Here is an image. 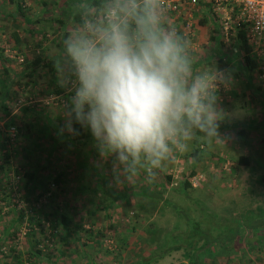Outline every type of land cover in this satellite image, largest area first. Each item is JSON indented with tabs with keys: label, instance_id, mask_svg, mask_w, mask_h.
I'll return each instance as SVG.
<instances>
[{
	"label": "rangeland",
	"instance_id": "obj_1",
	"mask_svg": "<svg viewBox=\"0 0 264 264\" xmlns=\"http://www.w3.org/2000/svg\"><path fill=\"white\" fill-rule=\"evenodd\" d=\"M18 1L27 10V17H15L14 5L0 0V88L3 83L9 84L8 93L0 97L1 138L9 142L3 149L0 145V264L4 261L18 264L20 260L22 264H29L31 259L27 253L35 249L42 250V257L51 255L48 261L32 259L35 264H137L138 259L148 256L157 245L149 231L154 227L153 222L159 228L164 227V232L172 229L176 221L179 230H187L183 219L164 201L202 222L201 228L215 227L217 233L222 232L226 223L242 222L244 215L264 206L261 181L264 176V69L259 62L254 70L242 64V51L232 38L236 32L234 18L228 30L222 18L216 19L214 15V21L201 24L211 14L209 2L199 0L191 5L189 0H176L172 5L177 9L170 11L165 5L167 0H163L168 22L186 41L194 69H219L218 40L219 51L230 58L220 69L230 73L231 85L217 92L218 104L224 111L219 139L195 134L187 151L175 152L150 178L143 166L127 172L107 152L102 156L91 135L88 144L81 147L69 138L54 145L49 135L34 130L39 140L25 137L19 133L18 123H11L10 119L29 123L37 116L34 123L39 129L37 122L50 118L57 124L59 134L69 135L67 131L61 132V128L65 123L69 95L65 79L70 74V66L63 56V46L58 43L64 32L74 34L81 27L71 18L68 5L73 3V10L87 9V13L83 12L89 13L85 21L102 19L103 6V0H97L101 2L99 7H91L90 0ZM56 18L63 20L64 28L52 20ZM27 19L38 21L32 32ZM13 32L18 33L20 42H15ZM38 54L54 59V72L38 69L34 80L22 76L26 71L24 61ZM197 146L199 161L187 157ZM48 151H51L50 158L46 157ZM242 156L249 159L248 165L238 163ZM82 162L86 164L79 168ZM28 170L35 172L33 185L40 182L46 186L27 192L29 196L24 194L22 198L24 173ZM191 171L195 175L189 178ZM60 173L63 180L55 186L52 178ZM187 179L191 187H184ZM144 186L151 197L131 194L141 192ZM44 190L47 191L42 194ZM106 191H120L125 197L110 202ZM39 193V199L34 200ZM203 210L210 218L202 216ZM62 213L69 217L71 226L81 228L79 240L63 243L59 239L63 230L54 225V218ZM31 217L37 221L31 223ZM9 228L16 233L15 238L6 237ZM255 237L250 235L246 241L238 240L235 248L229 245L224 251L216 246L211 249L214 254H201L198 263L264 264V249L253 244ZM18 253L20 259L15 258ZM180 262L186 263V260L178 251L149 264Z\"/></svg>",
	"mask_w": 264,
	"mask_h": 264
},
{
	"label": "clouds",
	"instance_id": "obj_2",
	"mask_svg": "<svg viewBox=\"0 0 264 264\" xmlns=\"http://www.w3.org/2000/svg\"><path fill=\"white\" fill-rule=\"evenodd\" d=\"M101 15L63 41L70 74L61 132L78 134L80 125L102 156L127 172L143 166L150 178L195 134L219 139L217 92L231 75L194 69L163 0H103Z\"/></svg>",
	"mask_w": 264,
	"mask_h": 264
},
{
	"label": "trees",
	"instance_id": "obj_3",
	"mask_svg": "<svg viewBox=\"0 0 264 264\" xmlns=\"http://www.w3.org/2000/svg\"><path fill=\"white\" fill-rule=\"evenodd\" d=\"M7 1L14 5L15 17H18V16L27 17V13H26L27 10L22 7V5L20 4L18 0H7ZM90 1H91V7L101 6L100 1H97V0H90ZM73 6H75L73 3H70L68 5V9L72 10L70 16L73 19V21L77 22L78 27H81L85 23V17H89V13L88 15L83 14L84 10L86 11L87 9H83L82 7L80 8L76 7V9L73 10ZM87 12L88 11H86V13ZM211 12L212 10L210 9L209 13ZM216 19H218L217 16H216ZM52 20L56 21L59 24V26H61V28H64V22L62 19L56 18ZM211 20L214 21L212 15L207 14L200 23L204 24L207 21H211ZM37 22H38L37 20L27 19V23H29L28 27L30 29V32H32V29L37 25ZM69 34L70 32H64L61 35V41L60 43H58L60 47L63 46V41ZM12 37L14 38L15 42H20L21 40L18 36V33L13 32ZM232 38H234L236 46L238 47L239 45V48L242 51V64H244L245 67L248 68L249 70H254L257 67L258 62L252 54L251 46L246 41L245 30L242 24L236 27L235 35ZM220 45L221 43L217 40L216 52L218 56L217 58L216 57L215 58L218 59L217 66L219 69L223 68V66H225L228 63L226 61L227 59L230 60L227 54L225 55L224 53H221V51H219ZM24 64H25L26 71H23L22 76L27 75V77L33 80H34L35 72L38 69L40 70H42L43 68L47 69V71L50 74H52L55 70L54 59L46 58V57L42 58L40 54H38L32 60L24 61ZM4 69L7 72V66H5ZM8 91H9V84L3 83L2 87L0 88V97L8 93ZM5 114L10 119V114L8 113L7 109L5 110ZM37 118L38 117L35 116L33 120L30 121L29 123L22 122V121L19 122L17 121L18 119L17 120L10 119V121L11 123L15 121L16 123H18L17 126H18L19 133H21V135H24L25 137L32 136L33 139L39 140L38 135L33 133L34 130H38L41 134L45 133L49 135V138H52L54 140L53 141L54 145L56 144V141L57 143H60V142H63V140L66 138H69L70 141L74 142V144L79 147H81V145H87L89 142V139H90L89 131L87 129L81 128L80 125L78 124H74V127L76 128L78 134H75V135L69 134V135L64 136L63 134H59L57 132L59 130L56 127L57 124L55 123V121H53L50 118L40 119V122H37V125L40 127L38 129L34 123V119H37ZM239 132L242 133L243 130H240ZM1 136H2V132L0 131V142H1L0 145L3 146L2 147L3 149L9 142L6 141V139L3 140ZM48 152L46 153V157L50 158L51 151H48ZM187 157H192L195 161H199L200 160V149L198 148V146L195 147L193 151L190 153V155H187ZM238 163L243 164V165H248L249 159L244 156L239 157ZM84 164L86 163L84 162L79 163L78 164L79 168H82V165ZM6 167L9 168L8 166ZM194 175H195V172L191 171L189 174V178L193 177ZM24 176H25V180L22 186L23 191H22V195H20L22 198H25V196H29V193L27 192H31L32 190L38 187L46 186V184L42 185V183L40 182H37L35 185H33V179H35V172L33 170H30V171L28 170L27 172L24 173ZM62 178L63 177L61 173L56 174L52 178V182L54 183L55 186H58L62 182L63 180ZM167 179L170 180V176H167ZM261 181L264 184V176L261 177ZM106 182L107 181L105 179L104 185H106ZM183 184H184V187H191L188 179ZM105 188L106 187H103V190H106ZM46 191L47 190H44L42 194H44ZM140 191L141 192L132 191L131 194L136 197H140L141 195L150 196L149 190L147 187L144 186V188H142ZM106 193L108 192L106 191ZM108 195L110 197V200H109L110 202H113L119 198L125 197L120 191L109 192ZM5 196H4V199L7 198V196L6 197ZM40 196H41V193H39L38 196H35L33 198L34 200H38ZM164 202L166 203V205L174 209L175 214H177L178 218L183 219V224L186 226L187 230L186 231L181 230V229L179 230L178 229L179 223L178 221H176L172 229L164 232L163 231L165 230L163 229L164 227L159 228V226L153 222L154 227L152 229L150 228L149 231H150V234L153 235L152 237L156 240L157 245L154 249H152V251L148 254V256L138 259L137 264H149L151 262L160 261V260H163L166 256L174 252H178V251H181L183 258L186 260V263L180 262L179 264H199L198 259L200 255L203 254L204 252L208 255H212L214 254V252L211 249H213L216 246L218 248H222L223 251L227 250L226 246H229V245L230 246L234 245V248H235L236 247L235 244L238 243V240H242L244 238V241H246L248 240L250 235L251 237L252 236L255 237L257 235L255 237V241L253 244L258 245V246L260 245L259 247L264 249V206H262V208L257 207V211L249 212L247 213V215H244L245 218L242 222L240 221L238 222V220H235L234 222L232 221L231 223H228V224L226 223L225 226H223L222 232L217 233L216 231H214L215 227L210 228L208 226V228L205 227L203 229L200 227L202 222L196 221L193 218L189 217V215L184 210L177 207L175 204L170 203L168 201H164ZM159 210L162 211V208ZM201 213L203 217L210 218V215L204 212V210ZM36 221L37 219H34V217L30 218L31 223L36 222ZM54 225L62 228L63 234L59 237V239L63 241V243L68 242V241L69 242L77 241L81 237L80 236L81 228L77 225L71 226L69 217H67V215L63 213L61 215L55 216ZM6 233H7L6 234L7 238L16 237V233H12V229L10 228L6 231ZM98 234L100 237L103 236L100 233ZM243 234L245 235V237H243ZM152 237H149V238L151 239ZM241 246L242 244H239L238 249H241ZM27 254H28L27 256H29L31 259V262L29 264H35L34 261H32V259L44 258L47 261L51 259V255L48 253L46 254V256L42 257L43 252L41 249L29 250ZM20 256L21 255L18 253L15 258H19ZM16 263L22 264V261L20 260V262L17 261ZM1 264H7V262L4 261Z\"/></svg>",
	"mask_w": 264,
	"mask_h": 264
},
{
	"label": "built area",
	"instance_id": "obj_4",
	"mask_svg": "<svg viewBox=\"0 0 264 264\" xmlns=\"http://www.w3.org/2000/svg\"><path fill=\"white\" fill-rule=\"evenodd\" d=\"M176 0H167L165 5L170 11L177 9ZM199 0H189L195 5ZM210 3L211 15L222 18V24L226 30L234 18L235 27L244 26L245 38L251 46L252 54L264 69V0H205ZM186 28L189 24L186 23Z\"/></svg>",
	"mask_w": 264,
	"mask_h": 264
}]
</instances>
